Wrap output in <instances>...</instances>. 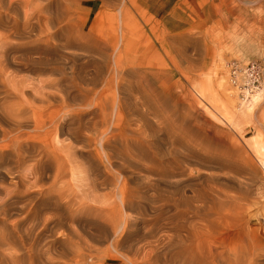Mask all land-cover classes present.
<instances>
[{"label": "rangeland", "instance_id": "obj_1", "mask_svg": "<svg viewBox=\"0 0 264 264\" xmlns=\"http://www.w3.org/2000/svg\"><path fill=\"white\" fill-rule=\"evenodd\" d=\"M25 2L31 16L73 18L66 31L77 34L82 50L59 52L69 57L66 75L84 72V88L115 101L107 137L122 157L120 172L109 170L134 200L128 208L117 200L110 210L119 193L107 185L89 203L82 192L92 178L85 155L71 181L72 199L51 188V174L34 185L25 172L22 196L7 215L0 212V264H234L254 254L264 264V79L242 102L228 75L233 61L264 67V0H200L180 8L158 0ZM173 7L185 11L181 21L171 18ZM0 27L1 34L8 29ZM36 29L11 41L30 43ZM15 66L18 78L30 76ZM47 73L41 79L60 77ZM4 177V189L23 181Z\"/></svg>", "mask_w": 264, "mask_h": 264}, {"label": "bare ground", "instance_id": "obj_2", "mask_svg": "<svg viewBox=\"0 0 264 264\" xmlns=\"http://www.w3.org/2000/svg\"><path fill=\"white\" fill-rule=\"evenodd\" d=\"M24 3H26L25 0H0V26L8 27V29H5V33H0V177H11L14 175L23 179L21 183L14 182L16 186L14 190L0 188V212L2 214L11 212L13 201L22 196L19 185L23 184V182L24 185H27L28 180H26L27 177L26 174L24 176V173L29 171L33 176L34 185L38 184L48 174H51V188L58 190L61 199H72V197L76 196L77 191H73L74 187L71 181H76V175L82 172L80 159L83 155L86 157L84 165L86 171L88 173L92 172V178L88 179L82 191L84 196L89 198V203L94 201L95 192L109 187L107 185H114L118 189H115L116 191H113L112 194L119 193V197L110 202V210H115L117 200L120 201L118 202L124 208L130 207L134 199L130 198L125 192V187L117 182L118 178L112 176L111 173L113 172L109 170L110 166L111 168L114 166L112 171L115 170L116 172L118 170V167L115 166L120 155L116 149L117 146H113V143L111 144L107 137L109 136L108 131L112 130L111 133L114 132L111 129L113 127H109L111 130H108V126L111 124L113 117H111L109 110L112 106H115V101L110 102L107 99H103L101 96L104 93L103 91L101 93V91H96L95 89L84 88L83 86L89 82L87 76L82 74L84 72L78 73L74 70L73 74L77 76L70 79L66 75L69 57L59 53L61 50L64 52L66 50H82V47L77 44L79 41L77 34L75 35L71 32V36H69L66 31L69 25L74 24L73 18L70 16L57 17L56 19L43 17L42 15L31 16L25 10ZM68 10L70 11V9ZM11 13H15L16 18L15 16L11 17ZM20 13L24 17H20ZM21 27H23V30H21ZM37 27L39 32L34 35L35 39L29 41L30 43L15 44L11 41L13 36L16 35L18 39L19 37L21 38L20 40L25 39L27 34L32 35L33 32H37ZM69 54L72 55L73 53ZM104 56L105 54L103 58H105ZM106 62L109 63L108 59ZM15 65L22 68V71L27 70V73H31H28L30 76L18 78V73L15 71L17 69L13 70L15 71L14 74L11 71V68ZM106 65L105 67H107ZM16 66L15 68H17ZM47 72L60 77L57 79H41V76ZM117 83H119V86L122 84L120 81ZM30 92L31 95L29 94ZM256 97L257 95H254L252 98L256 99ZM60 101L61 103H58ZM242 102L244 101L242 100ZM245 104L243 103V106H241L243 112L248 109ZM244 106H247V109ZM86 107L87 109H92V111L89 109L87 110L89 113L85 112L86 109H83ZM116 113L118 112L116 111ZM119 118L120 113L117 114L116 118L118 122ZM121 157L122 154L119 158ZM115 159L116 161H114ZM92 166L95 167L91 169ZM40 193L43 192L41 191ZM21 206L24 208V202ZM83 207L87 209L86 211L89 208V211L91 208V211H93V207L90 204L83 205ZM237 210H239L238 207ZM101 211L102 213L105 212H103V209ZM243 211L241 209L240 213ZM231 212H234V214L231 213L232 216L228 214L227 210V215L233 219V215L236 212L235 210H231ZM237 214L235 215L236 217L238 216ZM245 214L244 216L248 217L247 213ZM111 216L112 222L115 224L117 216L114 212ZM251 216L249 215V218ZM238 219H240L239 221L237 220L238 223L242 224V216ZM247 227H249V224ZM114 234L116 233L114 232ZM254 256H243L244 258L237 256L234 264H262L260 260L258 262L255 254ZM260 257L259 259L263 258ZM232 260L234 259L232 258ZM182 263L184 262L182 261Z\"/></svg>", "mask_w": 264, "mask_h": 264}, {"label": "built area", "instance_id": "obj_3", "mask_svg": "<svg viewBox=\"0 0 264 264\" xmlns=\"http://www.w3.org/2000/svg\"><path fill=\"white\" fill-rule=\"evenodd\" d=\"M228 75L231 85L239 92V100H245L259 90L264 79V67L255 61L246 65L233 61L228 65Z\"/></svg>", "mask_w": 264, "mask_h": 264}, {"label": "crops", "instance_id": "obj_4", "mask_svg": "<svg viewBox=\"0 0 264 264\" xmlns=\"http://www.w3.org/2000/svg\"><path fill=\"white\" fill-rule=\"evenodd\" d=\"M199 1L200 0H158V2H162V3L168 2V4H174V6H178V8H180V6H179L180 4H184V3H187L192 7L193 5L198 4ZM178 8L176 9V7L175 8L173 7V10L171 12L172 13L171 18L174 20H180L181 21V16H179V15H180V13H184L185 11L183 9L178 10ZM176 14L179 17H176L177 16Z\"/></svg>", "mask_w": 264, "mask_h": 264}]
</instances>
